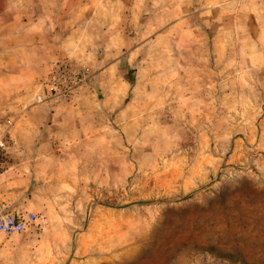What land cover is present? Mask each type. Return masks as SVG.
<instances>
[{"label": "rangeland", "instance_id": "1", "mask_svg": "<svg viewBox=\"0 0 264 264\" xmlns=\"http://www.w3.org/2000/svg\"><path fill=\"white\" fill-rule=\"evenodd\" d=\"M0 135V264H264V0H0Z\"/></svg>", "mask_w": 264, "mask_h": 264}, {"label": "crops", "instance_id": "2", "mask_svg": "<svg viewBox=\"0 0 264 264\" xmlns=\"http://www.w3.org/2000/svg\"><path fill=\"white\" fill-rule=\"evenodd\" d=\"M25 107L26 106H23L22 109L23 111ZM54 125L55 124H53V126ZM49 135L50 137L47 136L43 140L54 141L55 140L54 135L53 134H49ZM68 136L69 135H65L63 136V138H67ZM38 149H39L38 152L40 154V156L37 157L38 160L41 158H46L47 156H52L53 158H55L54 153H44L40 148ZM7 174H9V172H7ZM5 177L6 175L0 174V202H2L1 200H3L5 202L4 205L6 207L9 206V208L11 207L14 211L35 212L32 209L34 205L33 202L34 199H30L25 195L27 190H29L33 186L32 179H29L31 177L29 178L27 177L26 179H24L23 183L21 184L20 182L17 183V180L15 181V179H6L5 181H3ZM32 188H34V190H36L37 193L38 190L44 188V185H40V182H36V184Z\"/></svg>", "mask_w": 264, "mask_h": 264}, {"label": "built area", "instance_id": "3", "mask_svg": "<svg viewBox=\"0 0 264 264\" xmlns=\"http://www.w3.org/2000/svg\"><path fill=\"white\" fill-rule=\"evenodd\" d=\"M40 99V97H39ZM6 148V136L0 135V149ZM46 217L34 212L14 213L0 202V232L13 235L26 232L31 225L44 224Z\"/></svg>", "mask_w": 264, "mask_h": 264}]
</instances>
